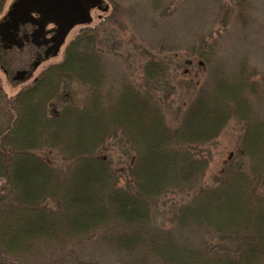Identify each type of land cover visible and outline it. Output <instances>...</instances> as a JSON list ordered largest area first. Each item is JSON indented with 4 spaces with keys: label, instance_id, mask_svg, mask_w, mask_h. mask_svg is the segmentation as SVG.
I'll use <instances>...</instances> for the list:
<instances>
[{
    "label": "trees",
    "instance_id": "16d2710c",
    "mask_svg": "<svg viewBox=\"0 0 264 264\" xmlns=\"http://www.w3.org/2000/svg\"><path fill=\"white\" fill-rule=\"evenodd\" d=\"M97 44L83 28L62 61L16 95L0 84V264H51L56 248L76 243L100 245L117 264H264V103L254 71L246 62L232 75L214 69L171 128L142 90L121 83L113 98ZM142 71L157 82L165 67L148 60ZM74 81L89 89L82 105L51 113ZM232 120L243 126L240 148L206 186L202 150ZM113 138L131 152L123 180L104 151ZM171 196L181 199L165 226L159 202Z\"/></svg>",
    "mask_w": 264,
    "mask_h": 264
},
{
    "label": "rangeland",
    "instance_id": "374dc122",
    "mask_svg": "<svg viewBox=\"0 0 264 264\" xmlns=\"http://www.w3.org/2000/svg\"><path fill=\"white\" fill-rule=\"evenodd\" d=\"M13 1L0 0V18ZM105 1L108 10L91 11L90 23L74 28L59 54L42 64L35 77L48 66L60 63L66 45L86 28L89 33L97 35L96 51L106 65L105 86L107 90L112 88L110 94L113 98L117 96L121 83L142 90L161 105L171 128L178 125L199 90L210 85L214 69L232 75L241 62H246L255 73L253 78L262 87L264 103V0ZM148 60L158 61L165 67L164 77L157 82H148L144 78L142 66ZM31 82L15 87L0 69V84L9 97ZM88 90L86 85L72 82L65 91L66 100H54L51 113L60 110L64 102L81 106ZM242 133V123L232 120L219 137L202 150L203 155L210 157L202 184L213 186L225 176L227 166L231 165L232 157L240 148ZM117 142L120 144L111 139L104 151L111 156L114 168L123 180L127 174L124 167L130 161L131 152ZM57 157L55 153L49 156L56 166L61 165ZM180 199L181 196H171L159 202L161 224L169 225L172 219L170 208ZM72 248L70 245L56 248L54 255H57L48 259L51 264H84V261L117 264L116 255L106 253L98 244L76 243ZM67 257L69 261L60 263Z\"/></svg>",
    "mask_w": 264,
    "mask_h": 264
},
{
    "label": "flooded vegetation",
    "instance_id": "af4514ba",
    "mask_svg": "<svg viewBox=\"0 0 264 264\" xmlns=\"http://www.w3.org/2000/svg\"><path fill=\"white\" fill-rule=\"evenodd\" d=\"M17 1L14 0L0 18V69L5 74L8 82L13 85L23 82L20 81L22 74L29 71L31 66L40 58L38 56L43 54L44 45L47 43L46 40L53 37L57 29L54 23L46 21L45 39L41 36L37 38V35H40L37 31H40L37 20L47 18H43L40 13L32 11V18L28 17V19H25L24 16H20L17 20L9 14L12 6ZM93 10L98 9H92L91 11ZM46 61L39 62L26 81H34L36 79L35 73Z\"/></svg>",
    "mask_w": 264,
    "mask_h": 264
},
{
    "label": "water",
    "instance_id": "95a60500",
    "mask_svg": "<svg viewBox=\"0 0 264 264\" xmlns=\"http://www.w3.org/2000/svg\"><path fill=\"white\" fill-rule=\"evenodd\" d=\"M92 9L106 12L108 5L105 0H18L12 6L10 16L16 19L24 16L28 19V17L32 18L31 12L36 11L43 18H47L37 20L40 29V31L37 30L40 33L37 38L40 36L44 38L46 21L57 26L54 36L46 40L47 43L44 49L42 48L43 54H39L40 58L37 57L38 60L33 65L31 64L29 71L22 74L20 81L28 79L39 62L57 56L70 31L77 25L90 23Z\"/></svg>",
    "mask_w": 264,
    "mask_h": 264
}]
</instances>
